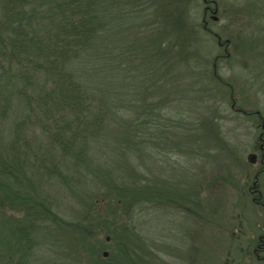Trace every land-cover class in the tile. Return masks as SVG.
<instances>
[{"label": "trees", "instance_id": "16d2710c", "mask_svg": "<svg viewBox=\"0 0 264 264\" xmlns=\"http://www.w3.org/2000/svg\"><path fill=\"white\" fill-rule=\"evenodd\" d=\"M197 1L201 0H0V123L10 122L1 142L8 158L0 152V205L8 201L27 207L22 219L6 227L10 235L1 244L8 257L0 253V264H27L43 228L78 241L84 247L82 256L95 264L148 262L144 237L131 226L134 217L124 221L116 213L163 200L168 184L146 179L139 170L135 174L141 179L132 177L134 185L129 179L111 182L95 151L112 138L119 152L131 157L135 151L143 160L148 158L145 145L150 142L168 148L165 155L175 152L207 159L212 151H229L221 126L212 123L205 111L193 119L191 109L178 107L190 92L175 93L170 77L192 88L195 104L210 107L219 81L218 62L233 56L230 48L239 45L236 38L248 52L255 37L240 32L223 42L210 25H199L191 16L189 10L193 7L194 12ZM132 30L143 44L119 42L121 31ZM206 35L216 36L225 47V55L216 57L213 66ZM135 53L133 64L128 58ZM126 81L131 84L123 85ZM173 104L180 109H171ZM133 106L141 111L134 113ZM30 134H41L44 141L30 140ZM43 146L46 154H40ZM57 153L70 161L65 174L56 163L46 167ZM31 158L35 174L53 173L75 198L83 211L79 221H66L53 212L49 195L44 200L29 193L21 196L18 187L23 186ZM90 183L98 185L95 192H88ZM258 189L251 190L253 198L261 197L262 206ZM174 195L183 196L179 188L169 197ZM107 250L109 257L104 258Z\"/></svg>", "mask_w": 264, "mask_h": 264}, {"label": "rangeland", "instance_id": "374dc122", "mask_svg": "<svg viewBox=\"0 0 264 264\" xmlns=\"http://www.w3.org/2000/svg\"><path fill=\"white\" fill-rule=\"evenodd\" d=\"M215 1L218 3L219 19L217 23L209 24L212 31L223 42H229L230 37L235 38L240 32L251 39L255 37L252 50L249 48L248 52H244L242 41L236 38L239 45L230 48L233 56L218 62L216 75L220 82L216 84L210 107L203 108L199 102L195 104L191 99L192 88H188L176 76L170 78L175 93L182 90L190 92L187 95L190 96L178 107L191 109L193 119L196 113L205 111L204 115L211 117L212 123L221 126L230 145L229 151H212L207 159L175 152L165 155L170 151L168 148H164L161 143L150 142L145 145L148 158L143 160L135 151L131 157L119 152V146L113 143V138L107 145L96 147L99 162L111 182L129 179L134 185L132 177L141 179L135 174V170H139L144 172L146 179L148 176L153 178L152 181H166L168 184L163 188L164 194H167L163 200L147 202L141 208L116 213L124 221L134 217L131 226L137 228L144 237L143 245H147L146 264H262L254 257L253 247L256 237L264 234V206L257 205L249 191L253 183L258 181V190L264 199V0ZM195 6L194 12L193 7L189 12L201 25L205 5L201 0ZM233 19L236 23L231 26ZM124 34L123 31L119 34L121 44H143L136 41L133 30ZM206 39L207 45L212 46L208 58L213 66L216 57L225 55V47L219 45L216 36L206 35ZM139 53L144 52L140 50ZM130 56L128 60L136 64V53ZM134 77L132 80L135 84ZM130 84V81L123 83L125 86ZM170 106L173 110L180 109L174 104ZM132 108L134 113L141 111L136 106ZM248 113L253 115L250 117ZM9 124L0 123V152L4 150L2 135ZM149 134L152 139V133ZM36 136L30 134V140L39 138L44 141L41 134ZM144 137L149 139L147 134ZM44 148L40 154L47 153ZM250 157H254V160ZM6 158L8 154L5 152ZM144 162H147L146 168ZM34 163L31 158L30 167L24 171L23 186L18 187L21 196L29 193L44 200L49 195L53 212L60 214L66 221L81 219L82 208L66 187L47 170L35 174ZM52 163L58 164L63 174L71 167L70 161L60 153L55 155L52 162L45 163L46 167ZM258 173L260 178L256 180ZM90 185L88 192L98 189V185ZM99 187L103 188V185ZM177 188L183 196L169 197ZM107 203L106 200L101 206L102 212L107 209ZM24 205L32 207L33 203ZM26 210L27 207L13 206L8 201L0 205V253L7 256L1 244L3 237L10 235L6 227L13 220L22 219ZM64 235L62 231L59 233L55 229L43 228L38 233L39 245L26 257L27 264H95L89 256H82L84 247L78 241L76 243L79 245ZM106 239V244L112 246L110 238ZM11 244L14 246L15 242L11 240ZM106 252L108 254L104 258L109 257V250L103 253ZM14 260L18 262V258Z\"/></svg>", "mask_w": 264, "mask_h": 264}, {"label": "flooded vegetation", "instance_id": "af4514ba", "mask_svg": "<svg viewBox=\"0 0 264 264\" xmlns=\"http://www.w3.org/2000/svg\"><path fill=\"white\" fill-rule=\"evenodd\" d=\"M205 7H204V15H203V22L206 25H209L211 22H216L218 21V3L215 0H202ZM213 14V15H212ZM236 23V21L233 19L231 26H233V24ZM230 25V24H229ZM264 134V133H263ZM259 177V173L256 174V178ZM259 180V178H258ZM254 187H259L258 183L256 185V183L251 186L250 188V195L253 197L254 193L251 189ZM257 192H259V190H256ZM261 199V197L259 198H253L254 201H256V204L259 205L258 203L259 200ZM262 206H264V203L262 204ZM253 255L256 258L257 261H260L262 264H264V234H260L256 237L255 240V244L253 247Z\"/></svg>", "mask_w": 264, "mask_h": 264}, {"label": "water", "instance_id": "95a60500", "mask_svg": "<svg viewBox=\"0 0 264 264\" xmlns=\"http://www.w3.org/2000/svg\"><path fill=\"white\" fill-rule=\"evenodd\" d=\"M250 159L253 161L254 160V157H250ZM107 252L106 253H104V256L106 257L107 256Z\"/></svg>", "mask_w": 264, "mask_h": 264}]
</instances>
